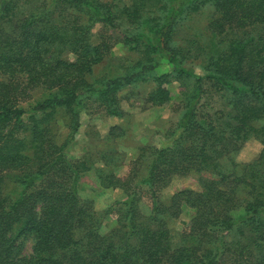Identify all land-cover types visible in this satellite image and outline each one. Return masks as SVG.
<instances>
[{
	"label": "trees",
	"instance_id": "obj_1",
	"mask_svg": "<svg viewBox=\"0 0 264 264\" xmlns=\"http://www.w3.org/2000/svg\"><path fill=\"white\" fill-rule=\"evenodd\" d=\"M119 3L0 0V264H264V149L252 164L228 158L249 138L264 146V0ZM204 9L213 11L204 43L176 46L180 22ZM123 21L140 57L123 74L91 80L112 49L104 30ZM162 64L193 86L179 97L172 142L142 150V178L98 172L126 196L104 234L102 216L79 196L92 163L67 149L91 107L123 116L118 93L128 87L152 84L145 101L169 105L172 75H156ZM204 174L200 192L161 202L174 178ZM188 207L193 219L176 246L163 216Z\"/></svg>",
	"mask_w": 264,
	"mask_h": 264
},
{
	"label": "rangeland",
	"instance_id": "obj_2",
	"mask_svg": "<svg viewBox=\"0 0 264 264\" xmlns=\"http://www.w3.org/2000/svg\"><path fill=\"white\" fill-rule=\"evenodd\" d=\"M109 3H128L130 0H102ZM120 2V3H121ZM119 3V4H120ZM212 9L186 16L179 24L175 35L176 46H188L189 44L201 45L208 35L207 25L212 18ZM102 31L101 26L96 27L95 34ZM110 36L112 44L111 52L104 61L95 67V73L91 80L106 79L123 74L125 68L136 62L140 57L139 52L132 51L125 43V38L133 34V28L123 21L112 30H104ZM192 65L187 63V67ZM198 74H202L196 68ZM171 74L167 64H162L156 71V75ZM171 83L168 85L172 101L167 106H153L147 103L146 96L154 88L152 84H138L128 87L118 93L123 110L122 117L106 115L103 111L91 107L82 113L81 128L76 140L68 147L67 155L71 159H89L93 169L85 174L79 183V196L86 203H92L96 212L102 216V231L104 234L111 232L116 227L118 203L125 199V193L121 188H106L102 185L98 172L104 171L107 175L115 174L121 179L126 178L130 173L142 178L146 163L142 165L137 160L142 155L143 149L163 148L174 139L172 133L181 118L182 108L179 97L189 92L193 83L189 80L171 76ZM56 130L57 138L62 140L65 137V129L60 124ZM263 144L255 139L249 138L240 144V150L230 160L237 164L255 163L263 152ZM147 153H149L147 151ZM146 159V158H145ZM18 172L7 175L6 181H11L18 176ZM209 174L195 175L185 178L176 177L161 191L160 200L170 205L174 193L181 190L201 191L200 179ZM145 204L150 205L151 200L146 197ZM109 212L110 215H105ZM168 227L171 230L172 242L179 246L189 222L193 219V209L183 208L177 218H170L164 215ZM25 251L31 252L33 238L25 240Z\"/></svg>",
	"mask_w": 264,
	"mask_h": 264
}]
</instances>
